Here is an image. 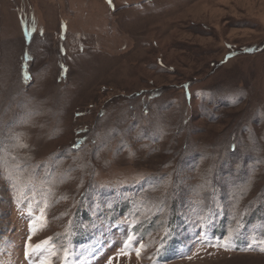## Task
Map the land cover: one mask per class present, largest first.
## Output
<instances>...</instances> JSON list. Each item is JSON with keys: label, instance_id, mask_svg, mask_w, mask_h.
I'll return each instance as SVG.
<instances>
[{"label": "rangeland", "instance_id": "1", "mask_svg": "<svg viewBox=\"0 0 264 264\" xmlns=\"http://www.w3.org/2000/svg\"><path fill=\"white\" fill-rule=\"evenodd\" d=\"M264 0H0V264H264Z\"/></svg>", "mask_w": 264, "mask_h": 264}, {"label": "snow or ice", "instance_id": "2", "mask_svg": "<svg viewBox=\"0 0 264 264\" xmlns=\"http://www.w3.org/2000/svg\"><path fill=\"white\" fill-rule=\"evenodd\" d=\"M262 250H264V249H262Z\"/></svg>", "mask_w": 264, "mask_h": 264}]
</instances>
